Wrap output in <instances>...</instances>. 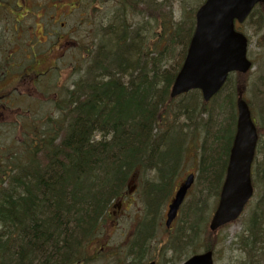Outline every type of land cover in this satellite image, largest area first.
<instances>
[{"label":"trees","instance_id":"1","mask_svg":"<svg viewBox=\"0 0 264 264\" xmlns=\"http://www.w3.org/2000/svg\"><path fill=\"white\" fill-rule=\"evenodd\" d=\"M124 1L123 10L156 21L165 47L153 51L139 46L144 36L138 30L142 28L125 25L116 35L112 51L102 48L100 58L88 53L92 62L85 75L60 92L58 117L34 131L33 140L25 142L20 152L7 154L0 162V264L90 263L89 245L139 176L152 214L146 212L145 229L138 233L132 248L134 259H126L124 264H144L154 237L147 227L152 219L154 224L158 221L153 213L162 209L173 192L169 176L174 166L164 170L159 184L146 183L144 177L151 167H167L162 154L165 140L159 137L174 131L185 138L192 134L188 140L181 139L184 144L169 142L176 157L192 137L191 141L202 140L200 172L183 208L178 234L164 246V253L172 249L174 255L169 262L176 264L189 254L206 250L217 253L223 248L221 234L230 225L212 233L207 222L228 165L240 92L253 93L249 104L264 120V55L257 80H251L252 72L232 75L211 104L204 103L198 91L172 99L171 88L185 60L199 6L190 10L183 7V19L179 21L174 20L169 0L164 6L160 2L157 8L152 7L155 0ZM185 1L197 6L205 0ZM248 22L259 36L264 33V4ZM102 30L104 34H118L114 26L111 31ZM177 45L181 46L179 55L175 54ZM193 116V122H197L194 133L186 128L187 122L180 123ZM203 117L207 118L203 121ZM204 124L206 129L198 128H204ZM259 131L263 136L264 126ZM182 158L187 159L186 155ZM254 185L260 198L238 237L243 257L238 264H264V159L257 162Z\"/></svg>","mask_w":264,"mask_h":264},{"label":"rangeland","instance_id":"2","mask_svg":"<svg viewBox=\"0 0 264 264\" xmlns=\"http://www.w3.org/2000/svg\"><path fill=\"white\" fill-rule=\"evenodd\" d=\"M73 1V0H72ZM77 6L80 7L81 11L77 10L74 13L73 20L76 24L79 23L78 19H83L84 23L83 25L73 26V23L71 19L67 21L68 29H71L72 27H76V33L70 36V44H68L60 54L58 58H53L49 60V64L52 65V69L50 70V73L48 75L49 78L42 77L40 78L41 82L39 81V92H38V105L40 107H37V114L36 117H34V121L38 120V124L43 126L46 122V119L50 116L55 117V105H54V99L56 98V90L54 89H68L73 82L78 81L83 75H85L86 70L89 66V64L92 62L91 56L88 54L89 52L93 53L95 56H101L102 48H105L107 50H113L114 45L116 44V35H120L119 33L123 31L125 28V25H131V29L134 28H142L143 31L138 30V34L143 35L144 37L139 42L144 47L148 46L153 51H163L165 47V42L161 38H159L158 34L161 33L160 26H157V23L155 20L151 18L144 19L142 16H134L133 13L129 11L123 10L122 5L120 2L124 0H74ZM133 1V0H132ZM172 4L171 11L174 13L173 17L174 20H182L184 10L183 7L187 10L190 9H196L199 5L196 6L194 4L195 2L188 4L185 0H169ZM125 2V1H124ZM139 2V1H138ZM156 5L152 6L153 8L159 7V2L163 4V6L166 4V0H155ZM187 4V5H186ZM198 9V8H197ZM84 11L85 12V18H80L79 13ZM74 24V25H76ZM114 26V32H117L118 34H107L103 33V27L108 28L111 31V28ZM240 28L239 30L242 31L248 38H249V48H248V55L249 58L255 63L254 69L251 73V80L255 81L257 80V77L259 75L258 68L261 63V56L264 55L263 53H260V47L264 48V33L261 32V36H259V32H255L252 29V23L248 22L243 25L237 24ZM121 26V27H120ZM65 28V30H68ZM108 30V31H109ZM159 31V32H158ZM114 36V37H113ZM165 37V36H164ZM141 39V37L139 38ZM61 47V46H60ZM62 48V47H61ZM147 48V47H146ZM181 50V46H176L175 54L178 53ZM177 60V58H176ZM246 101L249 102L254 99V95L252 92L245 94ZM51 97L52 100L49 98ZM247 101V102H248ZM179 103L181 100L178 101ZM212 103V102H211ZM209 103V104H211ZM23 102L19 103V106L22 107ZM24 109L22 111L29 112L30 106H24ZM185 110V109H184ZM19 109H13L12 113H8L6 116L7 118L0 119V155L1 154H7L10 153V155H14L17 152H20L19 140L22 136V131L24 128L27 127V124H21L19 127H15V124H10L7 119L10 117H13V113H18ZM30 113V112H29ZM259 113V112H258ZM31 115V114H29ZM191 115V114H190ZM260 115V114H259ZM185 118V117H184ZM183 118V119H184ZM196 117H192L187 119L185 122H180L186 125L189 128L192 133H194L196 126V121L193 122V120ZM207 117H203V121ZM30 119V118H29ZM253 119L256 124H258L260 127L264 126V122H262L261 115L260 117L256 114H253ZM183 121V120H182ZM32 125V122H30ZM196 126V127H195ZM206 129V126L204 124V128H202V125L198 126V128ZM189 136L187 137V140L189 137H191L192 134L188 133ZM23 137V136H22ZM194 137L191 138V140ZM189 141V145L182 146L181 152H183L182 155H186L187 158L185 161V158L181 159L180 163V169L176 175H174V178L171 182V185L174 187L175 182L187 171H193L198 172L200 168V164L198 159L200 156H198L199 149L202 145V140H196V141ZM197 142V143H193ZM193 145V151L190 152L189 148ZM196 149H195V147ZM212 147V146H211ZM214 148V149H213ZM185 149H188L187 151ZM212 151L214 153L215 147H212ZM193 156V157H191ZM198 156V159H197ZM4 158H7V156H3V158L0 157V162L4 161ZM191 158V159H190ZM264 159V135L261 139V144L259 148V154L257 157L258 160ZM218 161V160H216ZM216 163V162H214ZM220 163V160L218 161ZM216 163V164H218ZM219 165V164H218ZM220 166V165H219ZM1 168V166H0ZM151 177H149L148 172L145 173L144 180L146 183H148ZM158 181V182H157ZM154 183H160V181L156 178H152V181ZM156 183V184H157ZM135 184V190H134V196L130 198L127 202H124L120 214L124 213L120 218H118L117 224H115V227L117 228V231L115 232L114 238L118 245H120V248L124 253L126 254L130 249L132 245V241L128 242V237L131 236L132 231H134V227L137 225L139 220H147L148 214H152L149 210L148 201L145 198L144 189L141 190L140 184L141 181L137 180L134 183H131V185ZM260 193H257V197L253 200L251 207L246 210L244 215L234 224H231L228 228L224 229L222 231V239L224 241L223 248L220 249L219 252H215L217 256H214V263L215 264H238V262L242 259V254L238 250L237 244H239L238 237L243 234V231L245 229V221L247 217L250 215V211L252 209V206L254 203H256L257 199L260 198ZM172 197L171 195L168 197V199L165 201V204H163L162 209H158L157 213L155 214V220L157 219L160 221V226L156 229L154 228V240L149 243L148 249H147V259H150V257H155V261L157 264H173L170 261L172 258V252H168L165 254H162L163 247L160 248V243L167 239L166 234V227H165V218H166V210L167 205ZM190 197L187 198L186 203ZM134 205H133V203ZM189 202V201H188ZM218 198L216 200L214 208L217 207ZM166 205V206H165ZM148 211H147V208ZM165 206V207H164ZM214 208H212V212L209 216V220L207 224H209V221L214 213ZM147 212V213H146ZM155 212V211H154ZM183 213L181 214L182 218ZM152 219V218H150ZM113 223H104V229L111 228V225ZM181 222L176 223V231L179 230L181 227ZM133 234V233H132ZM99 240L94 241L93 244L98 243ZM92 244V245H93ZM158 250H160L158 252ZM133 255V254H132ZM190 257V256H189ZM189 257H183L179 262L176 264H180L184 262ZM130 259H134L130 258ZM105 262L97 261L95 263L91 264H104ZM109 263V262H107Z\"/></svg>","mask_w":264,"mask_h":264},{"label":"water","instance_id":"3","mask_svg":"<svg viewBox=\"0 0 264 264\" xmlns=\"http://www.w3.org/2000/svg\"><path fill=\"white\" fill-rule=\"evenodd\" d=\"M264 0H206L196 13V28L185 62L171 90V98L193 90L202 92L209 102L224 86L229 74H246L252 67L247 57L248 39L237 32L235 24L244 23L253 9ZM238 123L220 201L210 222V230L236 221L253 196L251 169L258 142V131L248 104L241 94L237 101ZM194 184V176L185 180L168 212L167 227ZM155 264V263H151ZM185 264H213V252L197 255Z\"/></svg>","mask_w":264,"mask_h":264},{"label":"flooded vegetation","instance_id":"4","mask_svg":"<svg viewBox=\"0 0 264 264\" xmlns=\"http://www.w3.org/2000/svg\"><path fill=\"white\" fill-rule=\"evenodd\" d=\"M77 10L81 11L74 0H0V119L12 113L9 108L23 110L20 102H23L22 106L30 105V119H33L36 114L33 109L38 107L40 78L48 76L52 69L48 61L59 57L70 44V36L76 33V27L68 29L67 21L71 19L73 26L84 23L78 18L75 19L79 23L74 22ZM79 17L85 18V12H80ZM183 180L185 178L181 176L174 187ZM122 215L124 213H119L118 218ZM176 223L177 220L167 229L164 242L174 239ZM115 224L114 219L113 229L107 230L104 237L90 247L91 257L116 264L119 257L124 258V251L114 243ZM159 226L160 221H157L155 229ZM144 229L145 222L139 220L133 234L127 238L128 242ZM127 255L129 259L133 258L132 253Z\"/></svg>","mask_w":264,"mask_h":264},{"label":"bare ground","instance_id":"5","mask_svg":"<svg viewBox=\"0 0 264 264\" xmlns=\"http://www.w3.org/2000/svg\"><path fill=\"white\" fill-rule=\"evenodd\" d=\"M188 136H189V134H186V138ZM186 138H185V136L181 135L178 131H174L172 133H168L167 132V133H161L160 134L159 140H161V139L165 140V141H163L164 145H163V148H162V154H165L164 159H165V163H166L165 165H167V167L156 166V167H151L149 170H147V172L149 174V177H151V179H150L151 181H152V178L153 179L156 178V179L159 180L160 177H162V174L165 172L164 170H166V168L171 169L174 166L171 169V175L169 176L170 181L172 182V180L174 178V175H176L178 173L179 169H180V163H181L183 152H180V155H178L176 157L175 149L172 150L171 148H169V142H171L173 140V143L174 142L181 143V142H183V140H181V139H186ZM184 142H185V140H184ZM184 142H183V144H184ZM157 167H159V168H161L163 170L158 169ZM118 179H119V177L116 178V181ZM66 223H64L63 225H65ZM154 225H155L154 224V220L152 219L149 227H147V230H149L148 232H150V230L154 231ZM64 227H65V230L68 231L67 226H64ZM70 232H72V230H70ZM139 251H141V253H142L143 250L139 249ZM240 261H242V259Z\"/></svg>","mask_w":264,"mask_h":264}]
</instances>
